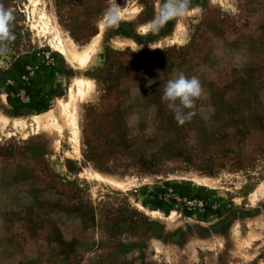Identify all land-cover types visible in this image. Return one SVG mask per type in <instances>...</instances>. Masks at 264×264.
Instances as JSON below:
<instances>
[{"label": "rangeland", "instance_id": "rangeland-1", "mask_svg": "<svg viewBox=\"0 0 264 264\" xmlns=\"http://www.w3.org/2000/svg\"><path fill=\"white\" fill-rule=\"evenodd\" d=\"M161 3L0 0V264H264V0L145 32ZM180 72L203 88L183 125Z\"/></svg>", "mask_w": 264, "mask_h": 264}, {"label": "clouds", "instance_id": "clouds-1", "mask_svg": "<svg viewBox=\"0 0 264 264\" xmlns=\"http://www.w3.org/2000/svg\"><path fill=\"white\" fill-rule=\"evenodd\" d=\"M190 3L191 0H162L154 19L145 26L144 31L158 32L169 20L186 16L190 11ZM122 16L121 8L118 5H111L103 13L97 26L102 31L117 27ZM14 19L12 11L0 4V55L7 54L8 43L15 39L12 32ZM152 83L154 81H148L149 86ZM202 95L203 88L199 79L195 76L187 77L180 72L174 73L163 83L160 99L173 112L177 123L183 125L195 115L193 109Z\"/></svg>", "mask_w": 264, "mask_h": 264}, {"label": "bare ground", "instance_id": "bare-ground-1", "mask_svg": "<svg viewBox=\"0 0 264 264\" xmlns=\"http://www.w3.org/2000/svg\"><path fill=\"white\" fill-rule=\"evenodd\" d=\"M42 21V20H41ZM45 21H47V20H45ZM43 24H44V21H43ZM46 24V23H45ZM44 24V25H45ZM45 28H47V26L45 27ZM55 31V30H54ZM55 34L57 33V31H55L54 32ZM83 60H81V62H82ZM77 85H78V89H79V91H82L83 90V87H85V86H87L88 85V82H85V80H78V82H77ZM64 105V112L66 113V114H69V109H68V106L67 105H65V104H63ZM72 122H73V124L75 125L76 124V119H75V117H73L72 119ZM75 130V129H74Z\"/></svg>", "mask_w": 264, "mask_h": 264}]
</instances>
